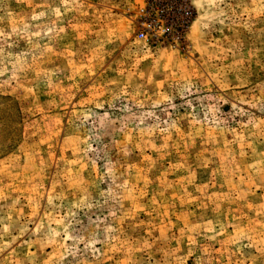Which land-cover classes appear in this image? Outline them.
Masks as SVG:
<instances>
[{"label":"rangeland","instance_id":"obj_1","mask_svg":"<svg viewBox=\"0 0 264 264\" xmlns=\"http://www.w3.org/2000/svg\"><path fill=\"white\" fill-rule=\"evenodd\" d=\"M0 264H264V0H0Z\"/></svg>","mask_w":264,"mask_h":264},{"label":"built area","instance_id":"obj_2","mask_svg":"<svg viewBox=\"0 0 264 264\" xmlns=\"http://www.w3.org/2000/svg\"><path fill=\"white\" fill-rule=\"evenodd\" d=\"M140 35L142 36L143 34L141 33Z\"/></svg>","mask_w":264,"mask_h":264}]
</instances>
